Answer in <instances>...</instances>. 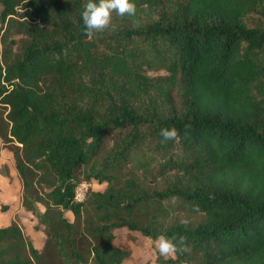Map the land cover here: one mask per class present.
Instances as JSON below:
<instances>
[{
  "label": "trees",
  "instance_id": "obj_1",
  "mask_svg": "<svg viewBox=\"0 0 264 264\" xmlns=\"http://www.w3.org/2000/svg\"><path fill=\"white\" fill-rule=\"evenodd\" d=\"M86 3L0 0V140L46 236L16 214L0 264H122L120 232L171 238L158 264H264V0H134L93 32Z\"/></svg>",
  "mask_w": 264,
  "mask_h": 264
},
{
  "label": "rangeland",
  "instance_id": "obj_2",
  "mask_svg": "<svg viewBox=\"0 0 264 264\" xmlns=\"http://www.w3.org/2000/svg\"><path fill=\"white\" fill-rule=\"evenodd\" d=\"M114 138V137H113ZM112 139L107 141V146H109L112 143ZM3 152L0 154V163H7V165L12 166V160H11V155L9 153H6L8 151L3 145L2 148ZM6 151H5V150ZM5 166V165H4ZM3 166V167H4ZM7 167V166H5ZM13 167V172L10 174L9 169V178L14 182V185L12 189H10L11 193H13V196L10 198L8 196L9 192H6L4 190L0 191V207L1 205H5L9 208V210L5 212V214H2V211L0 210V228L8 226V218L12 217V214L10 212V209H12L16 204L18 203L19 206L21 207V192H22V185L21 181L19 179V176L17 174V171L15 169V166ZM2 168V167H1ZM141 182L143 186L146 188H155L159 186L158 188L161 187L162 182L161 181H155L153 178L149 176H144L141 179ZM79 187L82 188L83 194L84 192L90 188L93 190H102L104 185H96V184H91L90 187L86 185L85 183H81ZM16 197L18 199H16ZM177 208L175 210H172L171 212L168 210V219L172 221H194V219H191L190 215L183 211L181 208L178 207L176 203H174ZM38 210L40 212L43 211V207L40 205H36ZM164 207H166L164 205ZM174 207V206H173ZM65 216L72 221L73 217L70 212H66ZM16 221L18 226L21 229L22 234L24 235L25 239L30 241L33 247L37 250H42L44 248V242L46 239L45 234L43 233L42 230H37L35 229V226L37 225V220L34 216H32L29 212H26L23 210L21 213L16 215ZM8 224V225H7ZM42 229V228H40ZM120 237L117 240V245L121 246L122 248H129L131 251L130 257L126 259L122 264H158V261L156 258L158 255H161L159 253L158 249V243H159V238L156 240H151L149 238H143V237H135L133 239H127L125 236V232H120ZM163 257H167L168 255H161ZM51 260L47 261L46 264H53L50 262ZM86 264H91L90 261H88Z\"/></svg>",
  "mask_w": 264,
  "mask_h": 264
},
{
  "label": "clouds",
  "instance_id": "obj_3",
  "mask_svg": "<svg viewBox=\"0 0 264 264\" xmlns=\"http://www.w3.org/2000/svg\"><path fill=\"white\" fill-rule=\"evenodd\" d=\"M113 11L119 15H133L136 11L134 0H87L81 13L85 31L104 30L110 24ZM160 134L165 140L178 136L177 129L174 127L161 128ZM158 249L161 255H168L176 252L177 245L171 238L160 235Z\"/></svg>",
  "mask_w": 264,
  "mask_h": 264
},
{
  "label": "crops",
  "instance_id": "obj_4",
  "mask_svg": "<svg viewBox=\"0 0 264 264\" xmlns=\"http://www.w3.org/2000/svg\"><path fill=\"white\" fill-rule=\"evenodd\" d=\"M2 145L3 144H2V142L0 140V154H1V152H3V150L1 149L2 148ZM6 153H9L11 155V160H12V163L11 164H12V166H14V159H13L12 153L10 151H6ZM4 165L8 167L10 174H12L13 167L11 165H7V163H0V169ZM13 185H14V182L12 180H10L9 178H7L5 176L0 175V191L1 190H4L6 192H9L8 196H10V198L13 196V193H11V191H10V189H12ZM16 199H18V198L16 197ZM14 205L15 206L12 209H10V212L12 214V217H9L8 218V224H10V222L13 220V218H14V216L16 214H19V213H21L23 211V208L20 207L18 203L14 204ZM8 210H9V208L7 209V211ZM5 212H2V214H5Z\"/></svg>",
  "mask_w": 264,
  "mask_h": 264
},
{
  "label": "built area",
  "instance_id": "obj_5",
  "mask_svg": "<svg viewBox=\"0 0 264 264\" xmlns=\"http://www.w3.org/2000/svg\"><path fill=\"white\" fill-rule=\"evenodd\" d=\"M82 197H83V191H82V188L79 187V188L77 189V192H76V199H77V200H81Z\"/></svg>",
  "mask_w": 264,
  "mask_h": 264
}]
</instances>
